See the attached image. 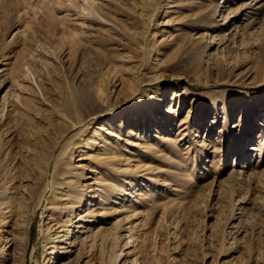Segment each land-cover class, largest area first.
Masks as SVG:
<instances>
[{
    "label": "rangeland",
    "instance_id": "374dc122",
    "mask_svg": "<svg viewBox=\"0 0 264 264\" xmlns=\"http://www.w3.org/2000/svg\"><path fill=\"white\" fill-rule=\"evenodd\" d=\"M109 144L141 168H100ZM82 152L138 242L50 263L47 181ZM0 198L25 264H264V0H0Z\"/></svg>",
    "mask_w": 264,
    "mask_h": 264
},
{
    "label": "bare ground",
    "instance_id": "6f19581e",
    "mask_svg": "<svg viewBox=\"0 0 264 264\" xmlns=\"http://www.w3.org/2000/svg\"><path fill=\"white\" fill-rule=\"evenodd\" d=\"M160 92L159 101L152 105L150 113H154L156 110L158 115L152 116V133H159L160 129L163 131V117L169 115L162 106V98L164 95ZM79 105H73L72 110H76ZM71 111V110H70ZM81 124V123H80ZM77 123L69 125L68 130H72L77 127ZM127 133L132 135V132L128 129ZM197 133V132H196ZM160 134V133H159ZM157 136V135H154ZM83 151H90L88 142L83 143ZM140 146L138 143L134 144L133 147ZM112 144L107 146V149L101 145L99 146L102 155L99 158L92 159V155L86 152H82L79 156L77 164L73 163L74 154L71 156L68 163L60 166L56 169L53 181H47V189L52 191V198L48 201L47 209L50 210L51 214L48 216L46 224L47 227L41 231V237L43 240V252L49 257V261L55 259H65L69 254H79L78 258L85 259V255L79 252L78 246L81 249H99L102 257L107 255L111 247L112 240H115L111 236L113 226H117L118 238L129 239L126 244L138 242L137 239L133 240L130 236L136 224H132V219L138 214L136 211L132 214L124 215L120 219V222H109V215L113 214L111 207H107L109 199L111 182L108 180H101L99 177L98 170L83 165V161L87 158H91L100 168L103 167L106 171L114 170L115 173L120 176L133 174L138 171L141 166L138 164L132 165V159L127 158V153L120 154L118 159L116 157V151L111 149ZM104 149V150H101ZM111 153H105V152ZM113 151V152H112ZM129 154V153H128ZM90 160V159H89ZM102 166V167H101ZM50 172V167L47 169ZM110 201V200H109ZM100 205L99 213H96L94 207L96 204ZM87 203V204H86ZM88 205L86 209L83 207ZM0 198V226L4 228L0 229V257L1 264H25L26 263V250L28 241V229L30 224V215L24 213L21 217L19 224L13 221L11 215L3 216V214L10 213L6 210ZM120 209L117 213H122ZM115 213V212H114ZM96 224L97 226H92ZM119 224V225H114ZM112 226V227H111ZM17 232L15 234V231ZM72 229H79V232H73ZM123 234V235H122ZM6 236V237H5ZM10 242H12L10 244ZM12 253H7V248L11 247ZM3 246V247H2ZM7 246V248H6ZM89 250V252H90ZM83 251V250H81ZM92 252V251H91ZM86 253V252H85ZM118 257L111 264H116ZM66 264V263H63Z\"/></svg>",
    "mask_w": 264,
    "mask_h": 264
}]
</instances>
